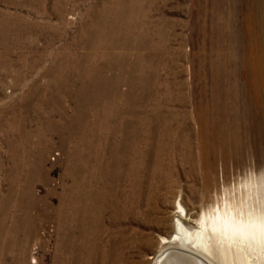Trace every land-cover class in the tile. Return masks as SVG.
Listing matches in <instances>:
<instances>
[{"label":"rangeland","instance_id":"obj_1","mask_svg":"<svg viewBox=\"0 0 264 264\" xmlns=\"http://www.w3.org/2000/svg\"><path fill=\"white\" fill-rule=\"evenodd\" d=\"M231 3L0 0V264H154L162 242L180 233L179 204L193 228L208 205L225 197L264 215V155L252 146L227 172L216 162L208 191L201 169L185 159L197 152L191 91L203 82L193 71L208 42L224 52L235 42L220 36L217 17ZM207 86L220 103L221 79ZM166 128L188 144L184 163L176 161L169 180L158 183L142 159L154 152L147 133ZM133 132L139 162L130 193L125 142ZM101 192L108 200L100 211ZM129 197L138 201V214L129 211ZM235 241L214 238L211 263L243 264ZM244 252L246 264H264L258 242Z\"/></svg>","mask_w":264,"mask_h":264},{"label":"bare ground","instance_id":"obj_2","mask_svg":"<svg viewBox=\"0 0 264 264\" xmlns=\"http://www.w3.org/2000/svg\"><path fill=\"white\" fill-rule=\"evenodd\" d=\"M231 2L226 16L220 10L217 17L218 19H222L220 22L222 23V26H220L221 32H219L220 36H232V41L235 42H231L232 44H230L231 46L228 52H224V48L218 51L216 48H212V44L208 42L210 46L204 48V53L201 54L203 58L193 71L194 73L200 74L201 81L203 82L201 85L194 82L191 91L194 94L192 106L194 112L191 119L198 125L195 134L197 141L194 144L197 152L192 150V154L185 159L187 161H193L194 164L189 163L192 166V170L193 167L201 169L198 172L203 175V189L205 191H208L209 184L212 183L210 182L211 172L214 171V165L217 161L222 164L224 171L227 172V167L230 162L243 163L249 146H252L253 153L257 157L261 158L264 155V0H231ZM216 67H218V70L220 69L221 75L215 71ZM218 78L222 82L221 95L223 97L221 102L217 104L215 100L218 96L213 94V90H211L212 93L208 94L210 89L207 86V82L211 81L214 85L217 83ZM146 129H143V131L147 132ZM153 131V134L147 133L149 136H152V143L150 144L154 146L153 155H149L148 158L142 160L144 161L143 164L146 172L152 175L153 179L159 181L158 183H162L169 180V174L173 172L169 168L176 161L178 166L179 163H184L185 160L182 157L185 156L184 151L188 142L185 138L181 137L182 135L180 136L178 134L179 132L171 128H166L162 132L157 129ZM136 141L137 139L133 132L130 142L128 140L125 142L128 149H130V155H128V159L126 158V164L124 163V166L127 167L125 169L126 171H123H125L126 180L127 175H129V180L125 181L130 185L128 186L130 193H133L135 189L132 183L133 178L131 172L139 162L134 146ZM113 160L116 164L114 168L120 166V169L117 168V172L120 174L123 172L121 170L122 162L117 157H114ZM134 170L137 177V169L135 168ZM120 176L122 177V174ZM88 178L89 180H93L89 176ZM98 180L100 181L101 179ZM108 188L112 192L111 186H108ZM88 193L82 203L84 212L90 210L87 203H90L95 196L92 190ZM101 193H99L100 203L97 206L100 211L103 210L102 200L104 202L108 200L107 194ZM128 207L130 212L138 214L139 208H136L138 207L137 200L129 197ZM177 207L175 218L177 228H175L182 234L176 232L175 235H172V237L162 242L163 245L160 247L162 249L156 255L155 260H153L154 264H213L207 255L211 253L210 245L214 238L223 240L227 244H230L232 240L233 242L235 240L240 242L239 249L236 251L241 249L240 252L244 258L242 257L240 259L243 264L247 263L246 253L244 252L246 248H249V250L253 249L257 245V242L264 247L263 214L257 216L254 210L250 211L241 206H236L225 197L220 198L219 201H214L212 205H208L206 210H204V214L198 223H196V228H193L184 221L187 211L180 204ZM234 244L232 243V245ZM225 250V247L222 246L220 251L225 252Z\"/></svg>","mask_w":264,"mask_h":264},{"label":"water","instance_id":"obj_3","mask_svg":"<svg viewBox=\"0 0 264 264\" xmlns=\"http://www.w3.org/2000/svg\"><path fill=\"white\" fill-rule=\"evenodd\" d=\"M207 264V263H206Z\"/></svg>","mask_w":264,"mask_h":264}]
</instances>
